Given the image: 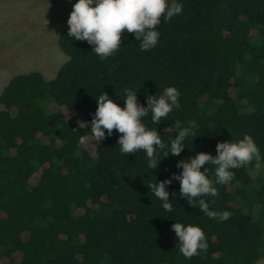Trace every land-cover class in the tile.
<instances>
[{"label":"trees","instance_id":"trees-1","mask_svg":"<svg viewBox=\"0 0 264 264\" xmlns=\"http://www.w3.org/2000/svg\"><path fill=\"white\" fill-rule=\"evenodd\" d=\"M182 3L179 15L157 26L152 49L140 50L125 32L117 51L101 60L64 27L57 44L67 59L53 78L31 70L4 84L0 264H256L264 257V0ZM167 86L180 91V107L159 124L150 115L143 120L164 140L190 127L178 155L146 171L142 151H119L115 129L100 141L92 136L95 96L105 91L123 106L124 90L139 89L146 104L147 94ZM245 133L260 148V167L234 169L232 181L205 197L211 209L232 213L227 220L189 205L175 179L166 186L173 211L161 208L148 183L180 172L178 160L215 154L217 141ZM175 220L200 224L207 249L180 255Z\"/></svg>","mask_w":264,"mask_h":264},{"label":"clouds","instance_id":"clouds-1","mask_svg":"<svg viewBox=\"0 0 264 264\" xmlns=\"http://www.w3.org/2000/svg\"><path fill=\"white\" fill-rule=\"evenodd\" d=\"M182 10V0H75L67 19V36L87 41L91 51L101 60L117 51L125 32L134 34L140 50H149L157 45L161 36L157 27L161 20L167 22ZM138 90H124L123 106L105 91L95 96L97 107L88 128L98 141L106 135L111 136L115 129L120 133L117 139L119 151L125 155L142 151L148 171L157 168L162 157L178 155L187 145L185 140L191 135V128H181L174 138L162 139L158 129L146 126L143 118L150 115L151 123L159 124L161 118L180 107L181 93L177 87L167 86L159 94H147L146 104H142L137 98ZM77 122L82 126L83 121ZM215 148V154L199 151L178 160L180 172L147 184L151 195L161 201L163 210L173 211L166 186L175 179L179 181V195L185 197L189 205L198 206L206 217L224 221L232 215L228 210L211 209V201L205 197L217 195V184L226 185L232 181L234 169L250 162L260 167V148L249 133L238 139L217 141ZM202 165L205 166L203 169ZM176 194L175 191L171 193L172 196ZM171 228L178 238L175 248L183 257L190 258L207 249L206 235L200 224L175 220Z\"/></svg>","mask_w":264,"mask_h":264},{"label":"rangeland","instance_id":"rangeland-1","mask_svg":"<svg viewBox=\"0 0 264 264\" xmlns=\"http://www.w3.org/2000/svg\"><path fill=\"white\" fill-rule=\"evenodd\" d=\"M75 0H0V92L12 75H56L67 55L57 44ZM262 257L256 264H264Z\"/></svg>","mask_w":264,"mask_h":264},{"label":"crops","instance_id":"crops-1","mask_svg":"<svg viewBox=\"0 0 264 264\" xmlns=\"http://www.w3.org/2000/svg\"><path fill=\"white\" fill-rule=\"evenodd\" d=\"M264 261V260H263Z\"/></svg>","mask_w":264,"mask_h":264}]
</instances>
